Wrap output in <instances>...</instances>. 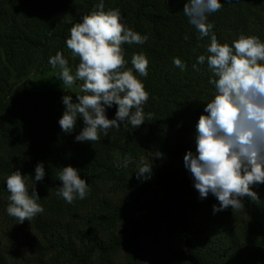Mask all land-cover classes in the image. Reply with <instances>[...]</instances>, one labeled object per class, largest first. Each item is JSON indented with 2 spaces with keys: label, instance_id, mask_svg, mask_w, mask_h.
I'll list each match as a JSON object with an SVG mask.
<instances>
[{
  "label": "trees",
  "instance_id": "obj_1",
  "mask_svg": "<svg viewBox=\"0 0 264 264\" xmlns=\"http://www.w3.org/2000/svg\"><path fill=\"white\" fill-rule=\"evenodd\" d=\"M120 1L104 0L105 9ZM185 2L125 1L119 9L123 22L148 36L143 45L122 46L126 67H132L134 54L143 53L149 62L148 76L139 77L149 94L143 106L146 121L136 129L124 125L110 129L99 141L78 142L75 136L84 127L82 118L71 134L58 123L64 112L60 93L35 91L21 78L50 65L49 58L57 52L76 70L79 57L66 45L70 28L83 16L75 12L91 10L99 0H0V216L9 224V232L0 235V264H25L27 252L41 264H112V256L120 250L125 252L123 264H138L146 219L163 222L174 233L175 264H264V184L251 186L259 200L244 198V211L229 208L213 214L217 200L211 194L199 198L184 166L186 152L196 149L195 126L214 93L206 64L198 66L199 71L192 67L210 41L197 39L183 13ZM221 3L223 7L208 17L218 41L231 44L241 34L264 40V0ZM65 11L71 21L57 24L56 14ZM177 57L186 64L184 71L174 65ZM115 112L114 105L107 110L108 117ZM116 153L120 167L113 164ZM143 155L152 164L153 188L130 181L123 166L125 156ZM40 162L46 175L36 190L44 212L18 223L6 213L5 178L19 169L31 183ZM68 165L84 173L92 193L96 173L116 178L120 195L94 198L102 209L82 219L88 196L69 204L56 195L57 189H46L50 175ZM150 191L161 197L149 198ZM71 216L93 223L94 228L70 221ZM120 223L124 231L116 233Z\"/></svg>",
  "mask_w": 264,
  "mask_h": 264
},
{
  "label": "clouds",
  "instance_id": "obj_2",
  "mask_svg": "<svg viewBox=\"0 0 264 264\" xmlns=\"http://www.w3.org/2000/svg\"><path fill=\"white\" fill-rule=\"evenodd\" d=\"M222 7L221 0H186L183 7L188 23L198 33L197 39L210 41L192 67L199 71L198 66L206 64L214 93L195 126L196 149L186 152L184 166L199 198L211 194L217 200L213 214L229 208L244 211V198L259 200L251 186L264 184V40L241 34L231 44L218 41L208 17ZM147 41L146 34L126 26L119 9L106 10L104 0L70 28L66 45L73 56L79 57L75 72L62 52L49 58L50 65L59 70L57 79L66 88L81 82L75 100L72 95L62 96L64 112L58 123L65 134L74 131L78 118L84 124L75 136L78 142L99 141L110 129L121 125L136 129L146 121L143 106L149 94L139 77L148 76L149 62L143 53L134 54L132 67H126L122 46ZM173 63L181 71L186 69L178 57ZM114 105L115 116L110 119L107 110ZM129 160L125 156L123 166L127 167ZM136 174L138 180L150 179L151 161L141 160ZM45 175L44 163L40 162L31 183L19 169L5 178L7 215L23 223L44 212L36 184ZM56 179L61 182L56 195L69 204L85 199L89 193L80 170L71 165L62 167Z\"/></svg>",
  "mask_w": 264,
  "mask_h": 264
},
{
  "label": "rangeland",
  "instance_id": "obj_3",
  "mask_svg": "<svg viewBox=\"0 0 264 264\" xmlns=\"http://www.w3.org/2000/svg\"><path fill=\"white\" fill-rule=\"evenodd\" d=\"M126 0H121L116 6L110 7L111 9H121L124 5ZM108 8V9H110ZM92 10V9H91ZM88 11H76V14L84 15L86 13L91 12ZM107 10V9H106ZM71 15L69 12H61L56 14L55 20L57 24H66L71 21ZM73 70V69H72ZM58 69L53 68L51 65H44L39 68L32 70L27 76L21 78L22 82H26L33 90L35 91H57L60 93L61 96L66 94L72 95L73 99L75 100V96L79 93V85L80 81H77L76 84L71 88L68 89L63 85V82L57 79L58 76ZM75 72V70H73ZM14 80L18 81L17 78ZM113 164L115 167H120L121 157L118 153H116L113 157ZM141 160L149 161L147 156H138L135 158H130L128 166L126 167L127 171V178L130 181H140L144 184H151L150 188H153L155 185V178L152 171V175L150 179L147 180H138L136 171L140 166ZM57 170V169H56ZM54 171L52 175H50V183L47 184V190H55L57 189L61 182L56 179L58 176L59 171ZM130 171V172H129ZM81 178L84 177V173L80 172ZM118 180L108 174H101L96 173L94 177V190L93 193L91 191L90 184L89 193H88V202L86 205L82 206V214L87 215L89 213L98 212L100 209L98 206V202H96L99 197H106L109 199H115L120 195L118 186L120 184L117 183ZM93 194V195H91ZM149 198L154 197H161V193L158 191H150ZM94 198L96 201H94ZM132 213H129L131 216ZM152 214V213H151ZM72 217V216H71ZM128 217V216H127ZM143 217V215H142ZM87 217L84 216L82 219H86ZM79 217H72L70 221L75 220L76 222H81L83 227H92L94 228V224L90 223L86 220H80ZM148 221V228L142 235L139 245V257H138V264H175V257L173 254V243H174V233L172 230L167 229L166 225L163 222H155L153 220L146 219ZM5 217L2 218L0 216V235H4L8 233L7 228L9 224H7ZM125 226L120 223L117 225V228L114 230L116 233L119 231H124ZM5 242L7 240L5 239ZM25 264H41L33 259V255L31 252H27L25 254ZM125 261V252L120 250L117 251L112 256V264H123Z\"/></svg>",
  "mask_w": 264,
  "mask_h": 264
}]
</instances>
